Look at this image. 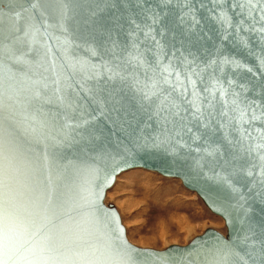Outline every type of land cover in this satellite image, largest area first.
<instances>
[{"label": "water", "instance_id": "obj_1", "mask_svg": "<svg viewBox=\"0 0 264 264\" xmlns=\"http://www.w3.org/2000/svg\"><path fill=\"white\" fill-rule=\"evenodd\" d=\"M264 0H0V264H264ZM143 168L225 221L131 242Z\"/></svg>", "mask_w": 264, "mask_h": 264}, {"label": "rangeland", "instance_id": "obj_2", "mask_svg": "<svg viewBox=\"0 0 264 264\" xmlns=\"http://www.w3.org/2000/svg\"><path fill=\"white\" fill-rule=\"evenodd\" d=\"M106 202L118 209L127 236L141 247L185 245L207 228L226 233L225 221L176 177L134 168L121 173Z\"/></svg>", "mask_w": 264, "mask_h": 264}, {"label": "snow or ice", "instance_id": "obj_3", "mask_svg": "<svg viewBox=\"0 0 264 264\" xmlns=\"http://www.w3.org/2000/svg\"><path fill=\"white\" fill-rule=\"evenodd\" d=\"M262 147H264V145H262ZM262 159H264V157H261Z\"/></svg>", "mask_w": 264, "mask_h": 264}]
</instances>
